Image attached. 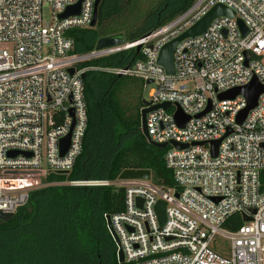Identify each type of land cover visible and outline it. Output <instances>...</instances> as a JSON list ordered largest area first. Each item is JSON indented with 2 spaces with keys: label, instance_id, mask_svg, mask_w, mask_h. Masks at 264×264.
I'll list each match as a JSON object with an SVG mask.
<instances>
[{
  "label": "built area",
  "instance_id": "1",
  "mask_svg": "<svg viewBox=\"0 0 264 264\" xmlns=\"http://www.w3.org/2000/svg\"><path fill=\"white\" fill-rule=\"evenodd\" d=\"M94 3L0 0V43L9 44L0 48V211L14 213L24 205L50 171L71 169L87 126L83 75L98 68L152 85L143 105L150 107L145 125L151 140L166 143V166L175 184L165 188L150 178L119 177L70 181L124 188L122 210L103 214L110 216L117 238L110 233L116 255L121 250L128 264H264V92L241 123L237 117L247 98L218 97L253 78L264 86V0H194L136 40L75 52L68 31L91 27ZM218 3L235 16H217L204 32L179 41L174 72L167 73L158 63L163 45ZM77 4L78 13L59 17ZM44 5L49 20L43 17ZM237 18L247 28L244 35ZM137 46L142 57L132 65L80 66ZM164 102L169 105L159 106ZM178 107L187 116L183 125L175 118ZM69 132L68 148L61 153L60 140ZM171 141L187 146L177 148ZM211 141H218L215 155ZM159 200L165 203L162 222ZM216 235L230 241L229 255L214 245Z\"/></svg>",
  "mask_w": 264,
  "mask_h": 264
},
{
  "label": "trees",
  "instance_id": "2",
  "mask_svg": "<svg viewBox=\"0 0 264 264\" xmlns=\"http://www.w3.org/2000/svg\"><path fill=\"white\" fill-rule=\"evenodd\" d=\"M194 0H100L94 27L71 28L74 51L86 52L105 36L136 40L170 21ZM142 57L129 49L91 59L80 66L121 67ZM144 80L98 68L84 72L87 126L83 146L71 169L50 171L45 184L7 220L0 219V264L120 263L104 213L123 208L124 188L74 185L70 181L116 179L124 169L150 171V181L174 187L166 166L168 147L150 144L141 131L142 104L127 103V93ZM264 191V170L261 173ZM164 201L156 209L163 221ZM237 218V217H234ZM240 221V220H239Z\"/></svg>",
  "mask_w": 264,
  "mask_h": 264
},
{
  "label": "water",
  "instance_id": "3",
  "mask_svg": "<svg viewBox=\"0 0 264 264\" xmlns=\"http://www.w3.org/2000/svg\"><path fill=\"white\" fill-rule=\"evenodd\" d=\"M100 3V0H95L94 3V9H93V17L90 22V26L94 27L96 24V16H97V8ZM79 11V4L67 7L61 14H59V17H64L70 14L78 13ZM220 15H227L230 17L235 16V13L232 9L228 8L227 6L218 3L212 6L205 15H203L198 21H196L193 25L185 29L183 32H181L179 35L176 37L172 38L168 42H166L160 52V55L158 57V63L161 64L164 69L166 70L167 73L172 74L174 72V66H173V51L175 46L179 41L182 39L189 37V36H194L198 35L202 32L205 31L211 20L217 16ZM238 25L242 31V35H244L247 32V28L243 21L240 18H237ZM124 37L121 34L118 35H113V36H105L101 37L96 41V48H103L107 46H112V45H117L120 43L124 42ZM137 50L139 49V46L136 48ZM74 71V68H69V72L72 73ZM151 80L148 79L146 80L147 83H149ZM264 92V86L259 83V81L256 78H253L252 81L243 87H238L234 89H230L228 91H224L218 94L219 99L223 98H233L237 94H242L247 98V106L242 109L237 117V121L241 123L245 116L247 115L248 111L252 109L256 105L257 97L258 95ZM147 101L143 100V105H147ZM169 105L168 102H164L159 104L161 107H167ZM158 106V105H157ZM154 106V107H157ZM150 109V107H142L140 110L141 118H140V124H141V131L143 135L145 136L146 140L157 147H165L166 143H158L149 137V134L146 129L145 125V114L146 112ZM210 109V104L208 107L202 112H206ZM71 114L73 113V110L70 109ZM175 118L180 123V125H183L185 121L187 120V116L183 115L180 108L178 107L177 110L175 111ZM73 125V123H72ZM69 140H70V132L63 137L60 140V147H61V153H63L69 145ZM171 143L177 147V148H183L186 147L187 144H182L178 143L175 141H171ZM218 141H211V151L212 154H216V147H217ZM121 179H130V178H143V179H149L150 178V171L149 170H144V169H124L118 176ZM177 195V194H176ZM137 203L140 205L142 199L140 197L136 198ZM13 216V213H6L0 211V219L7 221ZM245 220H248L247 217H244ZM106 226L109 230V232L113 235L114 239L117 240L116 235L114 234L110 222V216L106 217ZM118 261L120 263L124 262V256L121 250L118 251L117 254Z\"/></svg>",
  "mask_w": 264,
  "mask_h": 264
},
{
  "label": "rangeland",
  "instance_id": "4",
  "mask_svg": "<svg viewBox=\"0 0 264 264\" xmlns=\"http://www.w3.org/2000/svg\"><path fill=\"white\" fill-rule=\"evenodd\" d=\"M43 17L46 20L51 19V13L48 5H44L43 7ZM0 48H9V44L7 43H0ZM144 82V81H143ZM152 87V85H145V82L140 88H134L133 91H130L127 93V103L129 105H136V104H142V100H147L148 99V93L149 89ZM214 245L218 250L221 252H224L225 255H229V249H230V241L222 237L220 235H216L213 240Z\"/></svg>",
  "mask_w": 264,
  "mask_h": 264
}]
</instances>
